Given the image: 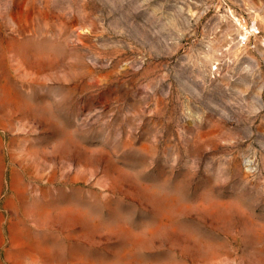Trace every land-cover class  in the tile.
<instances>
[{"label": "rangeland", "instance_id": "374dc122", "mask_svg": "<svg viewBox=\"0 0 264 264\" xmlns=\"http://www.w3.org/2000/svg\"><path fill=\"white\" fill-rule=\"evenodd\" d=\"M0 264H264V0H0Z\"/></svg>", "mask_w": 264, "mask_h": 264}, {"label": "bare ground", "instance_id": "6f19581e", "mask_svg": "<svg viewBox=\"0 0 264 264\" xmlns=\"http://www.w3.org/2000/svg\"><path fill=\"white\" fill-rule=\"evenodd\" d=\"M13 112L14 113H11V116H14V114L16 113L17 115L18 114H21V112L19 111V109L16 107L14 110H13ZM15 114V115H16ZM26 115V113H22L21 114V116H23V119H26V118H29L28 116H25ZM53 181H54V176L53 175H50L49 177H48V182H49V184L50 183H53ZM63 183H66V177H65V171H63L62 172V184ZM11 187H13V191L15 192L16 191V188H15V186L14 185H12ZM11 190V189H10ZM21 191V193L22 194H19V195H17L18 196V198H21V200L23 199V196L25 197L26 196V189L24 188L23 190H20ZM17 194V193H16ZM44 194H46V193H44ZM10 198H13V197H10ZM11 199H8L7 200V202H6V204H7V206H10L11 205ZM14 206V205H13ZM30 217H29V219H27V220H31V221H33L31 218H33L32 216H33V213L32 214H28ZM27 220H25V221H27ZM12 221H13V218H12ZM11 221V225H16V224H13V222ZM15 223H17V222H15ZM9 226V228L10 229H12V226ZM14 244H15V241L13 242Z\"/></svg>", "mask_w": 264, "mask_h": 264}]
</instances>
